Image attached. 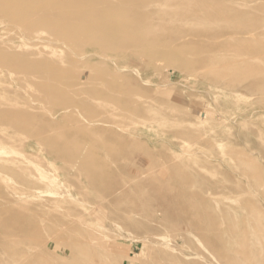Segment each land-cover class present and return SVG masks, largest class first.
<instances>
[{
	"label": "rangeland",
	"instance_id": "374dc122",
	"mask_svg": "<svg viewBox=\"0 0 264 264\" xmlns=\"http://www.w3.org/2000/svg\"><path fill=\"white\" fill-rule=\"evenodd\" d=\"M40 1L0 0V264H264V0Z\"/></svg>",
	"mask_w": 264,
	"mask_h": 264
},
{
	"label": "bare ground",
	"instance_id": "6f19581e",
	"mask_svg": "<svg viewBox=\"0 0 264 264\" xmlns=\"http://www.w3.org/2000/svg\"><path fill=\"white\" fill-rule=\"evenodd\" d=\"M36 1H37V0H36ZM47 1H49V0H47ZM97 1H98V0H97ZM103 1H104V0H103ZM189 1H190V0H189ZM38 2H41V1L38 0ZM96 3H97V2H96ZM96 3L94 2V4H96ZM98 3H99V2H98ZM115 3L118 4V2H115ZM192 3H193V2H192ZM192 3H191V4H192ZM39 4H40V3H39ZM119 4H120V3H119ZM119 4H118V5H119ZM121 4H122V3H121ZM92 5H93V4H92ZM93 6H94V5H93ZM137 6H138V5H137ZM90 7H91V6H90ZM183 7H184V6H183ZM31 9H32V8H31ZM103 9H104V8H103ZM4 10H6V9H4ZM104 10H105V9H104ZM104 10H103V11H104ZM0 12H1V11H0ZM4 12H5V11H4ZM1 13H2V12H1ZM6 13H7V11L5 12V14H6ZM105 13H107V12H105ZM6 15H7V14H6ZM161 17H162V16H161ZM150 18H151V17H150ZM169 18H170V17H169ZM169 18H168V20H170ZM109 22H110V21H109ZM114 23H115V21H114ZM116 23H117V22H116ZM190 23H191V22H190ZM191 24H192V23H191ZM41 25H42V24H41ZM138 28H139V27H138ZM145 28H146V27H145ZM144 30H145V29H144ZM144 30H143V31H144ZM174 30H175V29H174ZM258 176H259V175H258ZM131 257H132V256H131ZM202 263H203V262H202Z\"/></svg>",
	"mask_w": 264,
	"mask_h": 264
}]
</instances>
